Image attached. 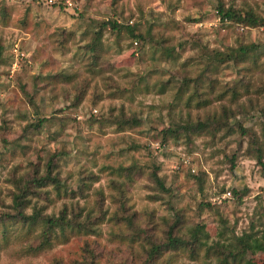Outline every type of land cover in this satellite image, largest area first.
Wrapping results in <instances>:
<instances>
[{"label": "rangeland", "instance_id": "1", "mask_svg": "<svg viewBox=\"0 0 264 264\" xmlns=\"http://www.w3.org/2000/svg\"><path fill=\"white\" fill-rule=\"evenodd\" d=\"M63 2L0 0V264H264V0Z\"/></svg>", "mask_w": 264, "mask_h": 264}, {"label": "trees", "instance_id": "2", "mask_svg": "<svg viewBox=\"0 0 264 264\" xmlns=\"http://www.w3.org/2000/svg\"><path fill=\"white\" fill-rule=\"evenodd\" d=\"M64 0H58L56 3H53L51 4V6H54V7H58V8H65L66 5L64 4L63 2ZM218 14L220 16V19L222 21H225V20H239V16L237 15L236 11L232 10V9H224V8H219L218 10ZM249 21V24L250 25H255L257 23H259V19L258 18H255L253 16H249L248 19ZM104 25H110V22H106L104 23ZM112 27H115L114 26V22L111 23ZM259 161H260V158H258ZM160 184V183H159ZM21 215V218L23 219H27L25 215ZM45 221V224L48 225V229H51V228H61V227H65V226H69L70 224H67L65 222L64 219H51V218H45L44 219ZM171 234H172V230L169 231V242L168 244H171V245H177V244H180L182 243L181 240H178V239H175L173 237H171ZM194 236L197 237V232L194 231L193 232ZM248 238L247 236H243V237H240L237 239V243H239L238 245H245V239ZM260 246H256V248H259Z\"/></svg>", "mask_w": 264, "mask_h": 264}, {"label": "built area", "instance_id": "3", "mask_svg": "<svg viewBox=\"0 0 264 264\" xmlns=\"http://www.w3.org/2000/svg\"><path fill=\"white\" fill-rule=\"evenodd\" d=\"M57 2V0H48V3L49 4H53V3H56ZM68 3V2H67Z\"/></svg>", "mask_w": 264, "mask_h": 264}]
</instances>
